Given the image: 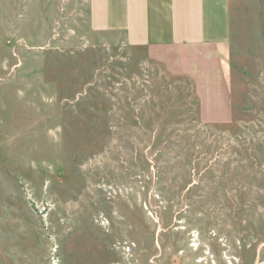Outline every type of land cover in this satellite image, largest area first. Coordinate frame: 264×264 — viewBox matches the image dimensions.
<instances>
[{"label":"rangeland","instance_id":"1","mask_svg":"<svg viewBox=\"0 0 264 264\" xmlns=\"http://www.w3.org/2000/svg\"><path fill=\"white\" fill-rule=\"evenodd\" d=\"M227 3L221 73L0 0V264H264V0Z\"/></svg>","mask_w":264,"mask_h":264},{"label":"crops","instance_id":"2","mask_svg":"<svg viewBox=\"0 0 264 264\" xmlns=\"http://www.w3.org/2000/svg\"><path fill=\"white\" fill-rule=\"evenodd\" d=\"M87 1L88 23L93 32L123 36L129 46L147 48L151 53L189 52L198 65L209 64L208 68L215 71L229 68L230 23L224 34H210L206 0ZM225 5L228 21L227 0Z\"/></svg>","mask_w":264,"mask_h":264}]
</instances>
